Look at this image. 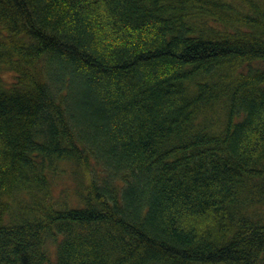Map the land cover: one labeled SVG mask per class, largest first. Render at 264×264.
I'll list each match as a JSON object with an SVG mask.
<instances>
[{
	"label": "trees",
	"instance_id": "1",
	"mask_svg": "<svg viewBox=\"0 0 264 264\" xmlns=\"http://www.w3.org/2000/svg\"><path fill=\"white\" fill-rule=\"evenodd\" d=\"M0 264H264V0H0Z\"/></svg>",
	"mask_w": 264,
	"mask_h": 264
},
{
	"label": "rangeland",
	"instance_id": "2",
	"mask_svg": "<svg viewBox=\"0 0 264 264\" xmlns=\"http://www.w3.org/2000/svg\"><path fill=\"white\" fill-rule=\"evenodd\" d=\"M55 180H57L56 181L57 185L52 187L51 191H53V193H54V199L58 200L60 198H64V196L61 195L62 189L70 186L73 183V181L69 177H67V178L59 177V178H57ZM71 195L72 194H68V196H65V199L68 200V198L72 197Z\"/></svg>",
	"mask_w": 264,
	"mask_h": 264
}]
</instances>
